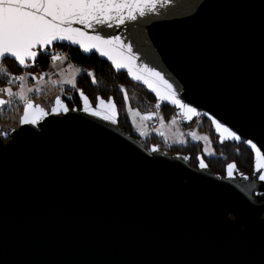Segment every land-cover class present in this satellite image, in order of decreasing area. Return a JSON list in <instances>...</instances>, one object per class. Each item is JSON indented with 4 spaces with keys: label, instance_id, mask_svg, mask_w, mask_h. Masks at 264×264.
<instances>
[{
    "label": "water",
    "instance_id": "obj_1",
    "mask_svg": "<svg viewBox=\"0 0 264 264\" xmlns=\"http://www.w3.org/2000/svg\"><path fill=\"white\" fill-rule=\"evenodd\" d=\"M154 2V10L122 25L73 24L130 45L131 71L116 66L128 63L123 49L105 55L69 40L36 49L35 62L25 65L7 58L31 69L59 44L96 54L159 106L179 109L185 123L204 117L219 142L244 143L253 153L252 174L235 166L229 176L233 161L216 173L202 153L195 167L190 153L146 145L120 126L113 95L93 103L78 89L81 104L73 107L61 94L49 107L28 99L17 126L0 123V264H264V168L256 155L264 157V0ZM163 81L197 115L162 99ZM29 102L37 122L23 124ZM113 103L109 121L104 114ZM58 107L68 111H52ZM217 122L241 139L218 131Z\"/></svg>",
    "mask_w": 264,
    "mask_h": 264
},
{
    "label": "snow or ice",
    "instance_id": "obj_2",
    "mask_svg": "<svg viewBox=\"0 0 264 264\" xmlns=\"http://www.w3.org/2000/svg\"><path fill=\"white\" fill-rule=\"evenodd\" d=\"M156 3L154 0H0V72L7 73V69L3 67V60L9 56L14 57L21 65H25L26 60L31 59L35 62L37 50L46 48L57 40H69L73 43L84 46L86 51L98 49L103 54L108 55L114 49H123L129 55L123 57L128 61L126 64L117 62V67H129L131 71V63L135 57L131 55V46L125 45L118 36H112L105 39L100 35H89L82 28L73 27V24L86 25L87 28H94L97 25H107L112 27L114 21L116 25H122L125 20H136L137 16H144L145 10H154ZM126 12V15H125ZM90 45V47H89ZM107 49V51H105ZM53 61L59 60L60 56L52 57ZM133 75L137 80L144 79L142 75ZM152 76L163 80L158 72H152ZM19 80H24L25 77H17ZM93 82L95 77L93 75ZM145 83H148L145 80ZM168 90V95L162 99H171L173 103L179 104L182 109H186L187 113L197 115L194 108L186 107L175 99V91L171 84L163 81ZM149 87H152L149 84ZM12 94V89L6 90ZM23 96V93H19ZM126 95V93H125ZM8 101L0 99V105L6 104ZM61 100H56L57 106H61ZM100 103L103 105L104 101ZM88 99L85 97V111H89ZM34 105L29 102L26 105L24 115L21 118L23 124L36 123L37 115L32 111ZM113 111L111 114H104V118L109 121L115 119V105L112 104ZM40 115H47L43 108L37 106ZM62 110L68 111L67 107L53 108L56 112ZM94 115L100 116L101 111H94ZM31 117V118H30ZM216 129L221 133H227L228 137L233 140L241 139L235 132L223 127L219 122L216 123ZM193 135H195L193 133ZM253 148L256 147L251 141ZM259 160H264L260 157L259 150L256 153ZM258 169L264 168V163L259 162ZM200 167H207L201 160ZM235 165L228 166V175L233 174ZM264 180V175L259 177Z\"/></svg>",
    "mask_w": 264,
    "mask_h": 264
},
{
    "label": "trees",
    "instance_id": "obj_3",
    "mask_svg": "<svg viewBox=\"0 0 264 264\" xmlns=\"http://www.w3.org/2000/svg\"><path fill=\"white\" fill-rule=\"evenodd\" d=\"M58 46H62L67 51L68 61L77 63L83 68V71L77 77L76 84L72 86L67 85L66 93L63 95L71 107L75 105L80 106L81 104L80 97L77 92L78 89L85 92L93 103L96 102L99 94L104 97L113 95L119 109L120 126L129 132V134L145 141L146 144L150 142H154L156 144L158 143L157 139L160 137L156 133H152L144 138L140 136V134L134 129L133 123L127 111L128 105H131L140 111H151L157 106V99L154 95L149 93L143 86L131 81L126 72L115 71L108 62L101 59L96 54L85 56L77 48L61 44ZM52 57L54 56L49 51L41 53L34 66L30 69V72L39 73L50 69L53 62ZM3 65L5 66L4 68L7 69V73L0 72V90L2 87L10 84L12 79L23 71L22 68L17 66L16 61L9 58L3 61ZM93 75L95 77V82H93ZM43 105L47 107L49 106V104ZM22 108L23 103H19L18 105L16 100H9L5 106L0 108V123L5 126L1 118H3V116L8 114L11 110L18 113L19 118ZM159 108L165 111L174 110V108L167 104H164ZM202 118L209 123L210 130L214 136L213 146L215 152L213 154H207L204 151L203 142L195 140L172 143L168 150L173 153H190L191 165L195 167L198 162L197 155L202 153L212 171L216 173L225 174L226 165L231 161L235 163L238 171L251 173L253 170V153L248 149V147L244 143L219 142L218 136H216L213 132L211 122L204 117ZM183 123L185 125H189L185 122ZM13 125L16 124L10 123L5 127Z\"/></svg>",
    "mask_w": 264,
    "mask_h": 264
},
{
    "label": "rangeland",
    "instance_id": "obj_4",
    "mask_svg": "<svg viewBox=\"0 0 264 264\" xmlns=\"http://www.w3.org/2000/svg\"><path fill=\"white\" fill-rule=\"evenodd\" d=\"M57 48V56H60V59L53 61L50 69L39 73H31L30 69H23L20 74L12 79L10 84L1 88V90L11 88L12 94L7 91H0L1 95L6 96L9 100H16L18 105L19 103L24 104L28 99H35L38 102L50 105L56 94L64 95L66 86L76 84L77 77L83 71V68L77 63L68 61L67 51L62 46H57ZM3 67L5 66L3 65ZM20 76L25 77V79H17ZM19 93H23V96ZM159 107L161 106L157 102V106L151 111H140L128 105V114L141 137L144 138L152 133L158 134L160 138L157 139V144L161 150L168 149L172 143L195 140L203 142L204 151L207 154L215 152L213 146L214 136L206 120L199 117L191 124L185 125L175 108L174 110L165 111ZM20 113L22 114V111ZM151 114L153 117L150 119ZM18 115V113L11 110L1 119L5 126L10 123L18 125L20 121ZM155 120H159L158 127L153 126ZM249 174H252V172Z\"/></svg>",
    "mask_w": 264,
    "mask_h": 264
},
{
    "label": "built area",
    "instance_id": "obj_5",
    "mask_svg": "<svg viewBox=\"0 0 264 264\" xmlns=\"http://www.w3.org/2000/svg\"><path fill=\"white\" fill-rule=\"evenodd\" d=\"M53 56H57L58 55V48L57 46L55 48H53L51 51H50ZM176 112L181 116V113H180V110L179 109H176ZM153 117V115L151 114L149 116V118L151 119ZM153 126L154 127H158L159 126V120H155V122L153 123Z\"/></svg>",
    "mask_w": 264,
    "mask_h": 264
},
{
    "label": "crops",
    "instance_id": "obj_6",
    "mask_svg": "<svg viewBox=\"0 0 264 264\" xmlns=\"http://www.w3.org/2000/svg\"><path fill=\"white\" fill-rule=\"evenodd\" d=\"M132 121V120H131ZM133 123V122H132ZM133 126H134V124H133ZM134 129L136 130V128H135V126H134ZM137 131V130H136Z\"/></svg>",
    "mask_w": 264,
    "mask_h": 264
},
{
    "label": "flooded vegetation",
    "instance_id": "obj_7",
    "mask_svg": "<svg viewBox=\"0 0 264 264\" xmlns=\"http://www.w3.org/2000/svg\"><path fill=\"white\" fill-rule=\"evenodd\" d=\"M57 46H58V45H57ZM62 96H63V95H62ZM49 106H50V105H49ZM49 106H48V107H49ZM46 107H47V106H46ZM16 126H17V125H16Z\"/></svg>",
    "mask_w": 264,
    "mask_h": 264
}]
</instances>
